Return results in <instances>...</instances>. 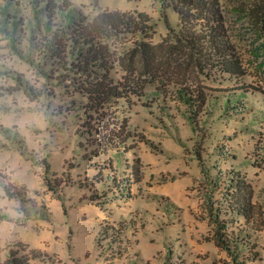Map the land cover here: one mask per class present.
Segmentation results:
<instances>
[{
  "label": "rangeland",
  "instance_id": "obj_1",
  "mask_svg": "<svg viewBox=\"0 0 264 264\" xmlns=\"http://www.w3.org/2000/svg\"><path fill=\"white\" fill-rule=\"evenodd\" d=\"M36 1L0 0V261L12 249L31 264H232L214 243L218 213L242 263L264 264V0H219L217 50L178 40L171 0H72L51 30ZM103 10L145 12L146 31L103 39L107 72L61 69L64 22ZM102 74L123 96L88 111L77 88ZM180 91L206 97L193 119Z\"/></svg>",
  "mask_w": 264,
  "mask_h": 264
},
{
  "label": "trees",
  "instance_id": "obj_2",
  "mask_svg": "<svg viewBox=\"0 0 264 264\" xmlns=\"http://www.w3.org/2000/svg\"><path fill=\"white\" fill-rule=\"evenodd\" d=\"M37 4L43 3V13L46 19V28L51 30V22L56 17L64 19L63 13L72 6V0H37ZM173 10L179 15L181 28L179 31L178 40L185 43V46L189 49H199L203 47L204 40L207 42L208 48L217 50L218 44L221 41L218 39L217 29L221 28L222 16L219 10V0H171ZM40 9V8H39ZM41 10V9H40ZM59 12V13H56ZM9 15V14H8ZM147 14L145 12L134 11L122 12L118 10H103L97 13L92 20H88L83 14L77 12L71 16L70 20L65 21L64 27L69 30V45L68 51L64 53V56H60L61 61L60 68L68 71H73L82 74H96L98 75L100 71H108L107 61L110 59V49L103 39L112 35L115 31H122L126 29L128 32H138L143 34L145 30V24L148 21ZM9 18H6L9 21ZM5 19V20H6ZM200 23L203 27L201 31H205L202 37H199L197 33L191 31L186 25V23ZM205 21V22H202ZM11 23V22H10ZM15 26L16 22H12ZM202 23H206L205 26ZM0 30L9 31L6 25V21L0 24ZM57 42V40H51L50 47L53 49L54 46L61 50L62 46ZM200 45V46H198ZM14 47V45H13ZM140 51L143 55H149V50L145 48L144 43L140 44ZM220 48V47H219ZM19 52V50L17 49ZM21 53V52H19ZM152 53V52H150ZM261 54L262 62H264V41L261 43ZM59 55V54H58ZM102 78L90 79V83H85L82 87L77 88V91L82 93L86 98L85 108L88 111L97 112L100 110L104 104L109 103L114 97H122V91L119 90L117 84L110 85L108 82H104V76ZM18 79V78H17ZM26 87V85L23 84ZM121 89V88H120ZM190 92L180 91L179 97L184 100V102L190 106L193 111L190 118L193 119L195 112L198 109V104L200 102V108L206 103V97H202L204 93L202 92L195 94ZM194 112V113H193ZM123 131L118 130L114 134L108 137V141L111 144L123 143ZM138 161L134 160V166L131 167V175L133 183H138L140 181V169L137 166ZM203 169V167H202ZM205 169V168H204ZM100 179V178H99ZM129 178H124L125 182ZM234 188L238 189L239 179L235 180ZM128 187V186H127ZM126 187V188H127ZM118 195H125L124 186H119L117 189ZM112 198V196H111ZM104 203L105 200L109 199L106 195L101 198ZM91 201L96 205L102 206L104 203L100 201H95L91 198ZM234 206H231L230 211L232 213L241 214L246 219L249 214H245L246 208L242 202L236 201L232 202ZM248 205V204H247ZM243 212V213H242ZM5 216L0 215L3 219ZM214 222L216 223V234L214 237V243L222 251L226 252L232 264H243L242 263V251L245 248V243H243V238L239 234H232L228 232L225 228L226 221L220 220L218 213L214 214ZM111 229L113 236L117 235L120 238L121 229H116L114 226L107 227L105 229ZM254 257V256H253ZM0 264H31L29 258L26 254H18V251L9 249L7 252V258L0 261Z\"/></svg>",
  "mask_w": 264,
  "mask_h": 264
}]
</instances>
